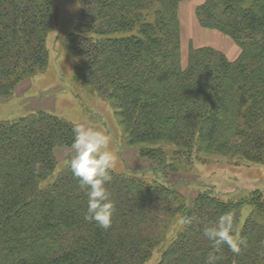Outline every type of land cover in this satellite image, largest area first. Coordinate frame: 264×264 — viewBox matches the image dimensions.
Segmentation results:
<instances>
[{
  "label": "trees",
  "instance_id": "obj_1",
  "mask_svg": "<svg viewBox=\"0 0 264 264\" xmlns=\"http://www.w3.org/2000/svg\"><path fill=\"white\" fill-rule=\"evenodd\" d=\"M67 36L73 76L111 101L129 144L151 162L111 173L110 228L85 219L86 189L55 151L74 123L46 110L0 119V264H144L174 227L156 264H205V226L231 212L243 242L217 264H264V189L224 199L211 188L187 201L171 175L200 153L264 163V0H205L199 24L240 48L230 61L191 47L181 63L179 0H81ZM52 0H0V97L48 61ZM250 210L241 220L242 208ZM192 219L190 225L182 223Z\"/></svg>",
  "mask_w": 264,
  "mask_h": 264
},
{
  "label": "rangeland",
  "instance_id": "obj_2",
  "mask_svg": "<svg viewBox=\"0 0 264 264\" xmlns=\"http://www.w3.org/2000/svg\"><path fill=\"white\" fill-rule=\"evenodd\" d=\"M52 1V26L46 38L47 64L33 76L21 81L12 94L0 97V119H15L30 111L46 110L74 124H90L106 131L111 137L110 148L118 158L114 171L142 173L146 179H151V162L142 158L138 152L139 146L144 145L128 143L111 101L74 79L76 57L68 47L67 36L73 28L82 1ZM180 34L183 49L181 57L185 59V51H188V45L194 41L195 32L186 25ZM58 149L55 155L60 164L67 155L68 147ZM190 165L186 173L178 176L174 174L169 178L189 202L204 188H211L224 199L238 198L251 190L264 189V163L200 153L192 158ZM249 210V206L242 208V221ZM174 232V227L168 230L164 242L154 249L144 264L157 263Z\"/></svg>",
  "mask_w": 264,
  "mask_h": 264
},
{
  "label": "clouds",
  "instance_id": "obj_3",
  "mask_svg": "<svg viewBox=\"0 0 264 264\" xmlns=\"http://www.w3.org/2000/svg\"><path fill=\"white\" fill-rule=\"evenodd\" d=\"M72 132L73 139L66 154L72 175L87 190L85 219L94 221L106 230L110 228L115 212L107 184L112 180L111 173L117 165V154L111 150V137L104 130L87 123H77L73 125ZM182 223L190 225L192 219L187 218ZM203 234L213 249L205 264H217L221 257L216 253L224 245L233 253L241 251L243 242L235 235L234 217L230 211L220 215L214 225L205 226Z\"/></svg>",
  "mask_w": 264,
  "mask_h": 264
},
{
  "label": "crops",
  "instance_id": "obj_4",
  "mask_svg": "<svg viewBox=\"0 0 264 264\" xmlns=\"http://www.w3.org/2000/svg\"><path fill=\"white\" fill-rule=\"evenodd\" d=\"M204 1L205 0H179L178 18L180 24V32L182 28H185L186 25L187 28H191L195 32L194 41H191V43L188 45V51L184 50L186 52L185 59L181 57V63L183 66L186 65L188 52L191 47L214 48L218 51H221L230 61L235 60L239 56L241 51L237 44L229 36L215 29L204 28L199 24L195 10L197 6L202 4ZM181 41L182 39L180 34V46L182 54L183 49ZM63 148H59L58 150H61Z\"/></svg>",
  "mask_w": 264,
  "mask_h": 264
}]
</instances>
